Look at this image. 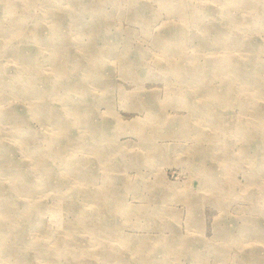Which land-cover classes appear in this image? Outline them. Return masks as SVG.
<instances>
[{
    "label": "rangeland",
    "instance_id": "rangeland-1",
    "mask_svg": "<svg viewBox=\"0 0 264 264\" xmlns=\"http://www.w3.org/2000/svg\"><path fill=\"white\" fill-rule=\"evenodd\" d=\"M0 264H264V0H0Z\"/></svg>",
    "mask_w": 264,
    "mask_h": 264
},
{
    "label": "bare ground",
    "instance_id": "bare-ground-1",
    "mask_svg": "<svg viewBox=\"0 0 264 264\" xmlns=\"http://www.w3.org/2000/svg\"><path fill=\"white\" fill-rule=\"evenodd\" d=\"M255 71V70H254ZM20 200V199H19Z\"/></svg>",
    "mask_w": 264,
    "mask_h": 264
}]
</instances>
